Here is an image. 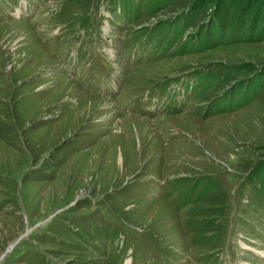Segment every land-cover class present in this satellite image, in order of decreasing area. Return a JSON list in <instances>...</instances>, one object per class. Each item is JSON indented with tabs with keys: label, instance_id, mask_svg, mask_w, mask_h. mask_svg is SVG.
<instances>
[{
	"label": "rangeland",
	"instance_id": "374dc122",
	"mask_svg": "<svg viewBox=\"0 0 264 264\" xmlns=\"http://www.w3.org/2000/svg\"><path fill=\"white\" fill-rule=\"evenodd\" d=\"M6 2L0 264H264V0Z\"/></svg>",
	"mask_w": 264,
	"mask_h": 264
},
{
	"label": "bare ground",
	"instance_id": "6f19581e",
	"mask_svg": "<svg viewBox=\"0 0 264 264\" xmlns=\"http://www.w3.org/2000/svg\"><path fill=\"white\" fill-rule=\"evenodd\" d=\"M3 0H0V2H2ZM31 1V0H30ZM22 2H24V4H26V0H22ZM7 3V2H6ZM0 5L2 6V7H6L7 5H8V3L6 4V5H2V3H0ZM24 8H25V6H24ZM188 89V88H187Z\"/></svg>",
	"mask_w": 264,
	"mask_h": 264
}]
</instances>
